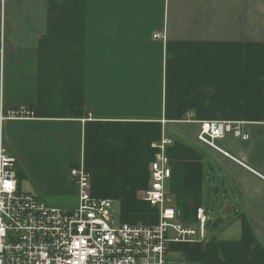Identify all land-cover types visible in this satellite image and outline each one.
Listing matches in <instances>:
<instances>
[{
	"label": "crops",
	"instance_id": "1",
	"mask_svg": "<svg viewBox=\"0 0 264 264\" xmlns=\"http://www.w3.org/2000/svg\"><path fill=\"white\" fill-rule=\"evenodd\" d=\"M21 107L0 123L21 191L72 209L83 166L117 224H154L151 145L170 137L176 219H211L167 260L264 264V0H0V111ZM198 121L243 123L247 140H216L238 162Z\"/></svg>",
	"mask_w": 264,
	"mask_h": 264
},
{
	"label": "built area",
	"instance_id": "2",
	"mask_svg": "<svg viewBox=\"0 0 264 264\" xmlns=\"http://www.w3.org/2000/svg\"><path fill=\"white\" fill-rule=\"evenodd\" d=\"M32 116L24 107L1 110L0 123ZM198 124L196 140L200 144L236 161L216 140L226 136L247 140L242 122ZM172 142L163 136L151 145L150 188L144 200L157 211L154 224H117L111 201L91 195L90 176L83 166L69 171L78 190L77 205L72 209L46 205L18 188V161L0 142V264H174L166 258L169 245L202 242L211 217L197 208L193 226L177 221L173 201L165 192L171 174L165 151Z\"/></svg>",
	"mask_w": 264,
	"mask_h": 264
},
{
	"label": "rangeland",
	"instance_id": "3",
	"mask_svg": "<svg viewBox=\"0 0 264 264\" xmlns=\"http://www.w3.org/2000/svg\"><path fill=\"white\" fill-rule=\"evenodd\" d=\"M112 216H113V213H112Z\"/></svg>",
	"mask_w": 264,
	"mask_h": 264
}]
</instances>
